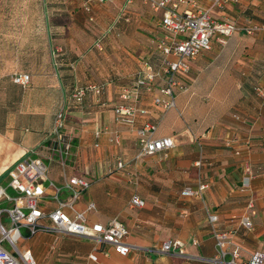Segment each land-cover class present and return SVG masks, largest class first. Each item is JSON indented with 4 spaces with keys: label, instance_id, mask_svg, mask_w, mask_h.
<instances>
[{
    "label": "crops",
    "instance_id": "obj_1",
    "mask_svg": "<svg viewBox=\"0 0 264 264\" xmlns=\"http://www.w3.org/2000/svg\"><path fill=\"white\" fill-rule=\"evenodd\" d=\"M5 1L6 8H0V187H7L20 158H40L48 163L47 178L57 186L64 175L90 184L75 202L78 211L94 204L95 210L85 214L87 226L117 220L127 230L124 243L131 246L121 256L107 244L47 232L29 237L21 229L19 252L30 251L36 264H211L216 248L208 216L215 215L216 230L231 233L239 249L237 264L247 263L255 253L264 256V106L254 93L255 87L264 90V32L248 35L244 30L264 24V0H240L212 13L238 30L224 40L214 37L210 51L190 62L182 77L189 91L177 94L176 109L165 115L152 103L154 92L136 87L146 61L161 71V64L144 57L136 32H163L159 13L130 5L126 13L131 23H119L116 30L109 4L115 1V7L124 8L126 0L103 5L93 0H26L23 22L15 24L18 11L10 8L12 0H0V6ZM196 2L206 6L204 0ZM84 5L90 6L94 22L88 21ZM100 35L105 37L102 52L94 49ZM15 72L29 75L27 86L13 83ZM87 85L103 91L73 101L74 90ZM153 85L162 86L163 80L158 77ZM136 89V101L120 99L124 90ZM117 104L135 105L147 114L137 113L132 124L121 122L112 111ZM60 111L61 134L71 142L63 167L52 135ZM144 122L157 124V137H171L175 146L136 159V130ZM245 165L252 172L248 188L242 185ZM200 184L205 185L201 196L185 194ZM133 195L144 202L142 208L130 205ZM243 217L250 218L253 230L241 226ZM166 241L180 245L165 254L160 248Z\"/></svg>",
    "mask_w": 264,
    "mask_h": 264
},
{
    "label": "built area",
    "instance_id": "obj_2",
    "mask_svg": "<svg viewBox=\"0 0 264 264\" xmlns=\"http://www.w3.org/2000/svg\"><path fill=\"white\" fill-rule=\"evenodd\" d=\"M98 4H107L111 0H93ZM135 0H126L119 19L128 22L126 8ZM142 3L153 13L160 14V26L164 36L155 42V49L160 54L161 71H155L148 61L144 63L141 77L136 80L137 88H146L154 92L152 103L161 110L163 115L176 109V95L187 93L189 86L182 77L190 71V62L196 60L202 53L211 49L214 37L221 40L231 37L238 30L237 26L227 21H217L213 18L214 11H223L229 6L237 5L240 0H204L206 6H200L196 0H141ZM89 22H94L89 5L83 6ZM246 34L253 35L264 32V24L251 25L244 28ZM104 35L96 37L94 49L98 52L104 50ZM163 80V85H153L156 78ZM30 80L29 75L13 73L14 84L25 87ZM102 87L87 85L74 90L71 99L81 102L89 92L101 94ZM254 93L264 106V90L260 87L254 88ZM138 96L135 91L124 90L120 99L124 101H136ZM116 120L132 124L137 113L145 115V109L137 108L135 105H114L112 108ZM235 119L237 117L234 116ZM64 128V113L58 112L54 118L53 126V151L57 154L59 162L63 167L66 158L71 151V142L61 134ZM158 125L144 122L137 130L138 153L136 159L152 156L160 152L172 149L174 140L171 137H157ZM99 132H96V137ZM118 144V138H114ZM239 153L236 152V155ZM121 168L122 164L117 163ZM252 172L248 165L244 166L242 185L249 187ZM90 184L82 179L73 177L64 180L61 186H57L47 178V167L40 158L22 157L12 167L9 173V183L6 188L0 187V202L7 203L8 207L0 209V264H36L30 251L19 252L17 243L23 238L21 229H25L29 237L38 232L62 234L93 241L95 244H107L112 246L114 252L126 256L130 253L131 246L124 243L127 230L117 220H112L106 225H86V213L95 210L94 204L87 205L85 211H78L75 202L81 191L88 189ZM205 189L200 184L197 191H188L189 196H201ZM64 193L67 197L61 198ZM51 205H53L51 207ZM130 205L142 208L144 202L133 195ZM249 208L252 204L249 203ZM4 219V220H3ZM208 222L213 228L216 255L209 260L211 264H237L239 249L231 241V233L219 232L214 227L217 223L215 215L208 216ZM243 228L253 230L249 217H243L240 221ZM7 244L10 251L3 247ZM196 244V242H194ZM179 243L166 241L162 244L160 251L170 253L172 249L179 247ZM19 258H16L14 254ZM90 260L96 261L95 256ZM244 264H264V256L255 253Z\"/></svg>",
    "mask_w": 264,
    "mask_h": 264
},
{
    "label": "rangeland",
    "instance_id": "obj_3",
    "mask_svg": "<svg viewBox=\"0 0 264 264\" xmlns=\"http://www.w3.org/2000/svg\"><path fill=\"white\" fill-rule=\"evenodd\" d=\"M13 2H12V5H11V7L10 8H12L13 10H15L16 12L18 11L19 12V14H17L16 13V16H18L19 15V17H13L12 18V23H15V24H21L22 22H23V18H22V12H23V10H25V8H26V4H27V1L26 0H12ZM26 1V2H25ZM114 4H116L115 3V1H114V3H112V4H109V7L110 8H114V19H115V21H117V24H118V26H115L116 28V30H118V27H119V23H122V24H124V25H129L130 23H131V20H130V22H128V23H125V22H123L122 20H120L119 19V16H120V14H121V10H123L122 8H123V6H122V4L121 5H117L116 7L114 6ZM134 4H136L137 6H138V8L139 7H143V9H146L147 8V6H145L143 3H142V1L141 0H135L134 1V3L132 4V5H134ZM10 5V4H9ZM6 1L5 2H2V4H1V6H0V8H6ZM108 6V5H107ZM148 9V8H147ZM130 10V9H129ZM149 10V9H148ZM14 11V12H15ZM129 12V11H128ZM16 18H17V20H16ZM116 24V25H117ZM133 25H134V23H133ZM126 26H124L123 28H122V30L121 29H119L120 31H115V33H114V39H118L120 36H121V31H123V29L125 28ZM152 30L153 31H148V30H143V29H139V30H137L136 32H137V39L138 40H140L141 42H143L144 43V46H145V48L143 49L144 50V52L146 53L145 54V56L144 57H147V58H149L150 59V61H151V63L152 64H155L156 66H159L160 65V63H158V61H160L161 62V60H160V57H159V54L157 53V51H156V49H155V42L157 41L156 40V37L157 36H160V34H161V36L160 37H162V36H164V33L163 32H161V31H158V33L156 34V28H152ZM161 32V33H160ZM118 36V37H117ZM153 40V41H152ZM155 57V58H154ZM158 64V65H157ZM158 69V68H157ZM30 158H35V156H30ZM44 164L46 165V167H48V163L47 162H44ZM6 184H8V182H9V177L6 179ZM8 207V205L7 204H4V205H2L1 207H0V209H4V208H7ZM5 245V244H4ZM6 246V245H5ZM18 249H19V246L17 247Z\"/></svg>",
    "mask_w": 264,
    "mask_h": 264
},
{
    "label": "trees",
    "instance_id": "obj_4",
    "mask_svg": "<svg viewBox=\"0 0 264 264\" xmlns=\"http://www.w3.org/2000/svg\"><path fill=\"white\" fill-rule=\"evenodd\" d=\"M95 40H96V38H95ZM161 60H162V58H160ZM160 64H161V62H160ZM17 73H19V72H17ZM20 74H22V73H20Z\"/></svg>",
    "mask_w": 264,
    "mask_h": 264
}]
</instances>
